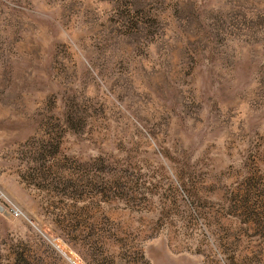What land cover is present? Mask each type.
I'll return each instance as SVG.
<instances>
[{"label": "rangeland", "instance_id": "1", "mask_svg": "<svg viewBox=\"0 0 264 264\" xmlns=\"http://www.w3.org/2000/svg\"><path fill=\"white\" fill-rule=\"evenodd\" d=\"M0 264H264V0H0Z\"/></svg>", "mask_w": 264, "mask_h": 264}]
</instances>
